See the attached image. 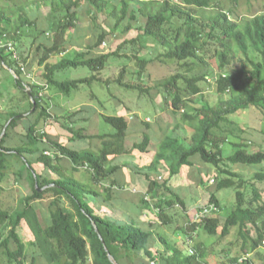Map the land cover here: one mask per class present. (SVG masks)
Instances as JSON below:
<instances>
[{
    "label": "trees",
    "instance_id": "obj_1",
    "mask_svg": "<svg viewBox=\"0 0 264 264\" xmlns=\"http://www.w3.org/2000/svg\"><path fill=\"white\" fill-rule=\"evenodd\" d=\"M4 1L5 5L0 4V38L12 40L14 50L0 45V67L7 74L4 89L9 93L17 91L20 97L11 96L0 105V136L10 122L0 140V190L8 172L13 170L17 182L27 179L32 193L15 207L0 206V264H113L108 253L117 264H207L202 244L197 246V253L191 254L190 250L184 253L187 241L181 246L172 244L160 233L161 225L172 221V212L177 206L184 213L188 211L184 199L173 188V181L183 175L185 168L198 170L199 184L204 187L212 180L216 182L209 205L214 204L218 210L222 204L217 193L225 189L235 193V205L226 217L214 213L200 223L188 220L192 230L202 228L210 236L223 239L237 229L238 238L230 244L241 246L246 255L264 245V169L247 179L223 166L228 163L262 166L264 151H250L244 142H234L217 134L223 123H233L230 118L234 115L255 109L264 117V0L260 14L241 22L230 19L232 8L259 0L149 1L140 9L146 17L140 34L123 44L133 47L130 56H122L118 50L101 54L99 49L107 32L93 38L86 35L91 32L90 26L84 29L79 25L81 11L87 10L94 17L91 10L102 11L110 0L57 1L51 16L45 17L40 26H37V13L31 17L24 5L19 6L14 0ZM214 6L219 9L215 15L199 18V12ZM128 8L127 0H123L122 16L112 14L117 18L116 28L112 30L118 28ZM135 17L133 13L132 19ZM13 18H17L15 22ZM75 32L82 33L76 36ZM29 34L39 40L31 62L19 45L21 38ZM154 47L159 48L155 58L143 56ZM53 56L58 59L52 61ZM122 57L132 68L128 70V64L123 65L119 76L114 81L105 80L104 84H116L140 96L162 98L167 103V113L170 117L176 116V121L167 124L152 163L132 170L136 178L145 180V187L140 188L143 194L133 193L140 198V214L121 210L124 218L116 220L120 219L116 213L97 211L90 201L102 200L111 211L116 210L118 192L125 187L115 178L122 167L113 162L137 151L150 153L151 124L138 116L135 119L138 122L130 120L125 113H102L91 104L57 117L51 113L54 108L51 102L53 97H70L83 87L103 83L101 77L110 60ZM211 60L218 63V71L211 66ZM157 63L171 65L174 74L152 85L149 69ZM36 66L42 69L40 81L36 74L32 75ZM80 68L88 69L90 75L61 80L68 71ZM126 76L131 78L126 80ZM210 77L220 101L216 105L197 104L191 97L204 98L202 84L210 82ZM28 88L35 99L33 112ZM92 96L96 97L94 93ZM96 115L112 130L87 134L86 124ZM52 123L71 133L70 143L82 141L88 146L74 148L68 142L51 140L45 128ZM186 126L194 130L190 145L177 135ZM133 136L139 137L128 149L127 142ZM94 141L100 142L99 150L90 146ZM226 145H231L229 155ZM63 160L72 164L71 169L62 165ZM37 167H42V171ZM82 171L88 175L85 181L77 179ZM44 200L50 201L48 215L39 206ZM152 206L160 212L155 215ZM149 213H152V223L144 218ZM187 237L193 239V234ZM156 239L163 246L161 250L153 247ZM187 245L193 249V245L188 242ZM31 248L35 251L29 255ZM222 253H227L225 264H254L246 255H234L230 249Z\"/></svg>",
    "mask_w": 264,
    "mask_h": 264
},
{
    "label": "rangeland",
    "instance_id": "obj_2",
    "mask_svg": "<svg viewBox=\"0 0 264 264\" xmlns=\"http://www.w3.org/2000/svg\"><path fill=\"white\" fill-rule=\"evenodd\" d=\"M16 3H20V5H24L26 9V14L31 16L36 14L38 16L37 26L41 25L42 22H45V17L48 19L51 16L52 8L55 7V3L60 0H14ZM149 1L157 2L159 0H127L128 4V12L126 15H123L120 20V25L116 30H112V28H116L117 18L112 17V14H118L119 17L122 16V8H123V0H110L103 7L102 11H97L96 8H93L91 11L94 12L95 16L90 15L87 10L81 11L79 25L87 29L90 26L91 32H87L86 35H90L94 38L96 34L100 32H107L106 40L102 44V47L99 49V52L107 53L111 51L118 50L122 56L124 54H128L129 56L132 54L133 47L131 45H123L126 40H131L137 37L141 29L144 27L146 22V17L141 13L140 9L145 8L144 4L150 3ZM223 2L225 0H222ZM174 3H177L178 0H174ZM88 3L87 1L84 4ZM1 5H5L6 2L4 0H0ZM156 7V4L154 5ZM263 8V1L259 0V2L253 4L241 3L237 7L232 8V13L230 15V19L233 21H244L247 18H251L254 15L260 14ZM37 10L38 12H34ZM219 9L214 6L206 11L199 12V18L202 17H210L215 15ZM115 12V13H114ZM148 12V11H145ZM136 16L135 19H132V14ZM49 16V17H48ZM17 19V18H16ZM13 18V22L16 21ZM44 24V23H43ZM109 28L108 29L106 28ZM42 28V27H38ZM12 29V28H11ZM129 29V30H128ZM82 33V32H81ZM80 32H75V35L81 34ZM29 34L27 37H22L20 40V46H22V51L25 57H28V60L33 59L36 53L37 46L39 45V40L34 39L33 35ZM90 38V37H89ZM11 42V43H9ZM9 44H13L12 40L9 39H1L0 45L7 46ZM122 46L121 49H119ZM159 53V48L154 47L150 52L145 51L143 56L153 57L155 58ZM58 56H53L52 61H56ZM31 62V60H30ZM128 64V70L132 68L130 62L122 57L111 59L109 62V66L102 74L103 83H95L92 87H83L81 92H74L70 97H53V101L51 104L53 105V110L51 113L55 116H64L63 114L69 110H78L85 104H91L97 107L99 112L106 113L109 115H120L125 113L126 117L130 120L138 122L136 116L140 119H147V121L152 126V138L153 143L151 144V152L150 153H140L136 152L132 154V156L127 157V160L130 161L133 166L137 168H146L148 165L152 163L155 158V154L158 148V144L165 137L164 130L167 127L169 122H175L176 116L170 117L167 113V103L160 99V97L149 98L145 96H140L134 92H127L116 84H111L107 86L104 84L105 80L114 81L120 74L123 65ZM211 66L218 71V63L211 60ZM42 69L39 67H35L34 74L37 75V80H41L40 76L42 74ZM150 84L154 85L162 80L169 78L173 72V67L171 65L165 66L161 64L152 65L149 69ZM90 72L88 69L80 68L78 70H71L61 76V80L65 79H76L81 77L89 76ZM7 74L0 67V105L8 100L11 96H19V93L16 91L12 92V90L7 92L4 89V81H6ZM130 76H126L125 79L129 80ZM207 81V83L202 84L205 89L204 98L202 100L200 96H192L191 99L194 100L197 104L209 103L211 105H216L220 98L214 91L213 79ZM95 94L96 97L92 96ZM157 91H152V94L155 96ZM21 95V94H20ZM20 97V96H19ZM225 99L228 96H224ZM25 108L28 107V104L24 105ZM61 109L67 110L63 113L60 111ZM183 112V111H182ZM173 119V120H172ZM233 123H223L220 131H217V134L222 136L230 137V140L236 142L241 141L248 145L250 151H264V117L263 115L255 109L251 111H246L239 115H234L230 118ZM50 126V127H49ZM85 127V125H83ZM81 127V126H80ZM87 134H99L106 133L112 128L102 121L99 118V115L86 124ZM48 138L51 140L61 142V143H70L68 140L71 137V133L68 130L63 129L57 123H52V125H48L45 128ZM169 130H172L170 125ZM193 129L190 126L184 127L180 130L177 135L185 138L183 139L186 145L191 144V136L193 134ZM168 134H170L168 132ZM139 136L130 137L127 146L129 148L132 147L134 142L137 140ZM67 143V144H68ZM74 148L81 147L83 145L88 146V143L77 141L74 142ZM72 144V145H73ZM93 149H98L100 146L98 141H94L91 143ZM226 153L229 155L231 152V145H226ZM116 162L123 163L125 162V157H118ZM226 168H229L233 172L242 174L245 178H252L257 172L262 171L264 169V165L262 166H244V165H232L228 163L227 165H223ZM228 166V167H227ZM224 167V168H225ZM38 170L42 171V167H37ZM10 170L5 181L2 184V188L0 190V206H17L23 197L32 193L31 186L29 185L27 179H24L22 182H17L15 175ZM85 172H79L78 174H84ZM212 174H216V171H213ZM81 175V177L85 176ZM161 176V173H159ZM88 178V175H86ZM84 178V177H83ZM164 179V177L162 176ZM162 179V180H163ZM161 180V181H162ZM143 182V181H142ZM139 182V183H142ZM175 184L173 186L174 190L184 199L187 204L188 211L184 213L181 207L177 206L175 211L172 212V221L169 224L161 225L162 229H160V233L166 237L172 244H180L184 245V241H187L189 237L188 234H193V250L195 253L198 252L197 246L202 244L204 247L202 250L206 254L207 264H225L228 262L227 253H222L225 250H232V254L238 256H245L243 253V249L241 246H231V242H235L238 238V230L233 229L232 233L227 238H221L219 236H210L207 232H205L202 228H195V230L191 229L190 223L195 222L196 217L202 211L203 208L209 205L210 202V193L215 191L216 182L208 184L207 187H204L199 184V172L198 170L185 168L183 175L179 177L177 181H173ZM145 183V180H144ZM143 183V184H144ZM259 187H262L259 185ZM133 190H136L135 188ZM137 191V190H136ZM217 197L221 201L222 207L216 212L217 215L221 216V218L226 217L233 209L235 205V193L231 189H225L221 192L217 193ZM49 200L41 201V209L45 215L48 214V205ZM154 202V201H153ZM92 204V203H91ZM101 206L105 212H110L111 208L105 203L101 202ZM108 208V209H107ZM110 210V211H109ZM190 213V214H189ZM152 213H149V216ZM213 215H215L213 213ZM185 229V230H183ZM153 247L163 248L161 246V242L159 239H156L153 243ZM251 247L250 242L248 243V248ZM191 248L187 245V242L184 245V253H189ZM249 259H251L254 264H264V245L260 246L256 250L250 251L248 255H246Z\"/></svg>",
    "mask_w": 264,
    "mask_h": 264
},
{
    "label": "crops",
    "instance_id": "obj_3",
    "mask_svg": "<svg viewBox=\"0 0 264 264\" xmlns=\"http://www.w3.org/2000/svg\"><path fill=\"white\" fill-rule=\"evenodd\" d=\"M63 110H64V112L67 111L65 109H61L60 111L63 113ZM68 144L74 147V144L73 143H68ZM99 144H100V142H99ZM99 146H101V144ZM77 148H80V147H77ZM127 148L130 149L128 146H127ZM99 149H100V147L98 149H95V150H99ZM130 156H132V155H126V156H124L125 157V162H123V163H120L119 164V162H116V161L113 162L116 165H119V166L122 167V169H120L119 171L116 172L115 178L117 179V181L121 185H123L125 187L124 189L122 188L118 192V196L120 197V199H118V200L115 201L116 202L115 205L117 207L116 210L114 212L109 210L110 212H112V214L113 213H116L117 214L116 215L117 216L116 218H118V217L119 218L120 217L121 218L122 217L124 218L121 210L124 211V212L127 211V212H130V213H133L132 215H136V214L139 215L140 212H141V209H142L140 207L141 204L139 203L140 202V198L134 196V194H133L134 192L132 191V189L135 188L137 190V193L143 194V192L140 191V188L145 187V183H144V181L143 182L141 181V178H138V177L136 178V176H134V174L132 173V170H133L134 166H133V164L130 161L127 160V157H130ZM62 165H64L65 167H67L69 169H71V167H72V164L68 160H63L62 161ZM81 175H84V174H79L78 177H77V179L78 180H81V181H85L87 179L86 175L83 176L84 178L83 177L80 178ZM22 181L23 180H21V182ZM139 182H142V183H139ZM90 202H92L91 205L93 207H95V209L97 211H100V212L103 211V212H105L103 210L102 206H101V202H103L102 200H99V199H91ZM40 203H39V206H41ZM103 204H105V202H103ZM40 208H42V207H40ZM108 218H111V217L108 216ZM121 218L120 219H116V220H122ZM143 225H145V223ZM29 237H30V235H29ZM157 249L161 250L162 248L160 247V248H157ZM34 251H35L34 248H31L29 250V252H30L29 255H31V253H33Z\"/></svg>",
    "mask_w": 264,
    "mask_h": 264
},
{
    "label": "built area",
    "instance_id": "obj_4",
    "mask_svg": "<svg viewBox=\"0 0 264 264\" xmlns=\"http://www.w3.org/2000/svg\"><path fill=\"white\" fill-rule=\"evenodd\" d=\"M8 47H9L10 50H14V48H13V44H9ZM22 71L25 72L26 69H25L24 67H22ZM32 77H33L32 75H28V78H29V79H32ZM45 155H51V153H50V152H45ZM211 183H214V180H212ZM132 191H133L134 193L137 192L136 190H132ZM146 200L152 202V201L150 200V198L147 197V196H146ZM152 208H153V212H154L155 215L158 214V213L160 212L159 209H157V208H155V207H153V206H152ZM218 211H219L218 208H217L214 204H210V205H208V206H206L205 208L202 209V211H201V212L198 214V216L196 217L195 222H197V223L203 222V220H204L208 215H211V214L216 213V212H218ZM144 218H145V220H147V221H149V222H151V223L153 222V220H152L151 216H149V214H145V215H144ZM187 242H188L189 245H193V240H192V239H188ZM190 253H191V254H194V250H193V249H190ZM152 264H155V263H152Z\"/></svg>",
    "mask_w": 264,
    "mask_h": 264
},
{
    "label": "water",
    "instance_id": "obj_5",
    "mask_svg": "<svg viewBox=\"0 0 264 264\" xmlns=\"http://www.w3.org/2000/svg\"><path fill=\"white\" fill-rule=\"evenodd\" d=\"M3 63V65L5 66V68H7L9 71H10V73L15 77V78H18L17 77V75H16V73H15V71H13L12 69H9L6 65H5V63L4 62H2ZM27 91H28V94H29V97H30V99H31V101H32V103H33V108H32V110H31V112H33L34 110H35V99H34V97L32 96V91H31V89L30 88H28L27 89ZM30 112V113H31ZM28 114H25L24 116H27ZM10 123V122H9ZM9 123L7 124V126L9 125ZM7 126H6V128L3 130V132H2V134H1V136H0V140L5 136V133H6V129H7ZM40 191H42V190H40ZM94 226H95V224H93ZM96 228V227H95ZM96 232L98 233V229L96 228ZM101 238V240H102V237H100ZM102 242H103V240H102ZM108 257H109V259L111 260V262L113 263V264H117V262L114 260V258L112 257V255L110 254V253H108Z\"/></svg>",
    "mask_w": 264,
    "mask_h": 264
}]
</instances>
